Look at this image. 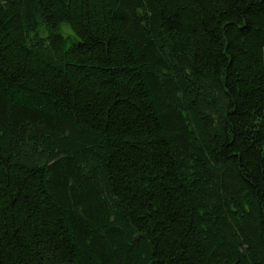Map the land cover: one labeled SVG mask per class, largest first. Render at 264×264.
<instances>
[{"label": "trees", "instance_id": "trees-1", "mask_svg": "<svg viewBox=\"0 0 264 264\" xmlns=\"http://www.w3.org/2000/svg\"><path fill=\"white\" fill-rule=\"evenodd\" d=\"M0 264H264V0H0Z\"/></svg>", "mask_w": 264, "mask_h": 264}, {"label": "rangeland", "instance_id": "rangeland-1", "mask_svg": "<svg viewBox=\"0 0 264 264\" xmlns=\"http://www.w3.org/2000/svg\"><path fill=\"white\" fill-rule=\"evenodd\" d=\"M62 30L64 31V32H68V33H71V31L69 30V28L65 25L64 27H62Z\"/></svg>", "mask_w": 264, "mask_h": 264}]
</instances>
